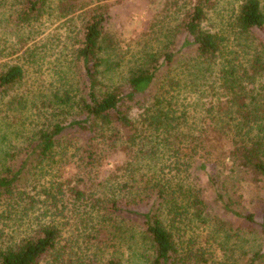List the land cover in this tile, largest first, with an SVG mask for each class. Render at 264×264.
Returning <instances> with one entry per match:
<instances>
[{"label":"trees","instance_id":"trees-1","mask_svg":"<svg viewBox=\"0 0 264 264\" xmlns=\"http://www.w3.org/2000/svg\"><path fill=\"white\" fill-rule=\"evenodd\" d=\"M81 2L0 0V117L29 126L0 162V264H264V0L230 3L218 24L221 0H163L161 46L146 32L127 48L89 0L77 86L37 105L20 89L47 55L41 28ZM224 170L246 176L240 201Z\"/></svg>","mask_w":264,"mask_h":264},{"label":"rangeland","instance_id":"rangeland-1","mask_svg":"<svg viewBox=\"0 0 264 264\" xmlns=\"http://www.w3.org/2000/svg\"><path fill=\"white\" fill-rule=\"evenodd\" d=\"M95 2L98 0H94ZM167 4L172 5L175 0H166ZM181 3L192 2V0H180ZM195 1V0H193ZM236 0H221L217 4V9L215 12L210 13L212 21L214 24H218L223 17H227L226 20L232 15V9ZM102 3L107 5V8L111 14L110 27L111 31L115 33L119 38L124 47H134L139 41V37L143 36L144 33L151 34V30L154 25L161 26V9L165 6L163 0H101ZM89 0H83L79 4V8H76L75 12L67 15V17H61L62 14L54 8L52 17L45 23L44 27L41 28L42 35L39 36L38 41L44 46H39L42 52L47 51L46 57H44L43 66L30 67L27 72L26 80L24 82L23 88L20 91L27 92L30 96L31 101L37 102V105H41L42 102L51 100L54 92L63 87V82L72 80L74 78V83L77 86L78 83V73L76 69H71V59L72 55L70 50L76 47L77 37L76 34L84 22L88 10L87 4ZM167 7L162 12V15L167 14ZM3 12L0 9V13ZM173 12L169 14L171 16ZM4 28V27H2ZM10 29H2L4 33L3 37H10L13 43L18 41L19 34L10 32ZM13 33V34H7ZM256 34L261 37L264 41V30L256 31ZM76 37V38H75ZM156 36L149 37L150 42L155 46H161V41L156 40ZM22 54V53H20ZM18 55H15L16 58ZM70 70L74 73L71 74ZM64 74H67L65 77ZM81 78V73L79 72ZM65 77L64 79H62ZM80 88V86H78ZM36 113V110H32ZM19 119V118H18ZM45 118H36L35 124L32 127L37 128V121L42 123ZM23 118L17 120L13 118L0 117V162H4L5 153L14 151V148L23 147L27 133L29 132V126L22 127ZM29 123V121L27 122ZM36 128H31L36 130ZM25 130V131H24ZM24 131V132H22ZM22 132V133H20ZM18 134V135H17ZM62 158L64 163L69 157ZM116 160L121 162L123 157L118 155ZM73 169L72 167H69ZM71 169H68L73 173ZM57 168L56 173L52 175L55 180H61L57 176L61 171ZM218 178V181L223 185L222 189L227 188L229 193L234 194V199L240 201L239 197L243 196L245 190L243 191L242 186L246 183V176L239 171H234L233 173L229 170H224ZM69 175V173H66ZM71 176V175H70ZM66 177V176H65ZM69 177V176H68ZM51 175L49 180H51ZM260 203V202H259ZM257 202L248 204L247 209L249 212L254 213L257 220H261V215L263 208ZM39 213V212H38ZM233 224L238 227L239 222L230 218ZM11 226H14V222H10ZM249 238L253 243L255 239L253 236H244ZM243 237V238H244ZM76 264H79L76 261Z\"/></svg>","mask_w":264,"mask_h":264}]
</instances>
